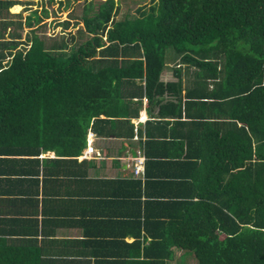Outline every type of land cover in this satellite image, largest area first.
<instances>
[{"label": "trees", "instance_id": "1", "mask_svg": "<svg viewBox=\"0 0 264 264\" xmlns=\"http://www.w3.org/2000/svg\"><path fill=\"white\" fill-rule=\"evenodd\" d=\"M151 1L137 15L116 20V1L100 0L82 16L76 30L85 36L67 55L51 53L33 33L28 48L0 67V142L38 135L27 127L55 126L67 131L54 136L67 137L59 140L70 148L92 120L130 117L128 103L137 92H123L124 86L143 80L146 96L176 86L159 79L171 48L201 71L207 85L189 97L221 109L233 124V161L221 167L229 179L219 173L210 194L206 187L195 201L182 202L140 260L95 264H171L176 250L192 251L196 264H264V0ZM3 2L9 7L19 0ZM9 127L22 132H5ZM27 254L0 239V264H41Z\"/></svg>", "mask_w": 264, "mask_h": 264}, {"label": "crops", "instance_id": "2", "mask_svg": "<svg viewBox=\"0 0 264 264\" xmlns=\"http://www.w3.org/2000/svg\"><path fill=\"white\" fill-rule=\"evenodd\" d=\"M20 1L9 7L0 3V67L17 50L28 48L33 30L44 23V8L28 9L22 18L20 12L27 10L23 6L29 5L28 0ZM18 5L21 10L13 12ZM13 41L23 43L13 48ZM168 50L170 61L165 58L159 79L176 86L150 96L144 93L143 80L124 86L123 92H137L128 103L131 116H111L95 124L92 120L84 137L80 133L76 138L77 145L62 144L59 139L67 142V137L57 138L54 132L67 131L55 126L27 127V132H38L35 137H2L4 243L23 247L41 264L138 261L182 202L195 201L206 187L210 194L216 186L210 184L218 183L219 173L223 181L229 179L221 167L233 161L229 152L233 124L221 109L189 97L207 88L201 71ZM7 129L22 132V127ZM225 134L228 138L222 139ZM89 141L94 151L85 156ZM138 154L145 159L142 177L132 172V157Z\"/></svg>", "mask_w": 264, "mask_h": 264}, {"label": "rangeland", "instance_id": "3", "mask_svg": "<svg viewBox=\"0 0 264 264\" xmlns=\"http://www.w3.org/2000/svg\"><path fill=\"white\" fill-rule=\"evenodd\" d=\"M99 1L100 0H28L27 3L29 6H23V9L26 8L27 10L21 11L20 16L24 18L30 9H37L39 12L43 8L46 9L47 12L42 14V22L44 23L33 31H35L39 38L41 37L44 40L45 47H48L51 53L67 55L77 47L85 36L83 34L80 35L76 30L78 27H82V16L86 14L90 15L93 9L97 7ZM115 1L118 5V10L115 14L116 20L126 16L133 17L138 14L137 9L139 7L147 8L152 3L151 0ZM20 2L23 3L24 0ZM67 18H71L70 25L68 28H63V21ZM26 47H22V49ZM168 51L167 49L165 52L167 62L170 61L167 57ZM206 79L211 83V81H209L210 78ZM177 251L178 250L175 251V258L170 261L171 264H196V259L192 251L184 250L181 254L177 253Z\"/></svg>", "mask_w": 264, "mask_h": 264}, {"label": "built area", "instance_id": "4", "mask_svg": "<svg viewBox=\"0 0 264 264\" xmlns=\"http://www.w3.org/2000/svg\"><path fill=\"white\" fill-rule=\"evenodd\" d=\"M88 136H91V139L93 138V134H88ZM87 136V139H88ZM94 151L93 146L91 145L90 141H89V145L86 147L85 149V153L83 155H89L91 152ZM132 161H133V167H132V172L134 176H140L142 177L144 174V156L143 155H137V156H133L132 157Z\"/></svg>", "mask_w": 264, "mask_h": 264}]
</instances>
